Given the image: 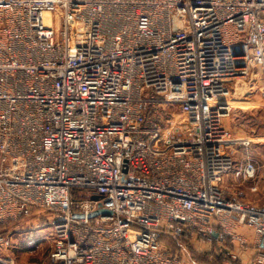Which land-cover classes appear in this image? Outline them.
I'll return each instance as SVG.
<instances>
[{
  "label": "built area",
  "instance_id": "2783aa9c",
  "mask_svg": "<svg viewBox=\"0 0 264 264\" xmlns=\"http://www.w3.org/2000/svg\"><path fill=\"white\" fill-rule=\"evenodd\" d=\"M259 76L264 0H0V224L49 213L42 264H264V204L224 187L257 174L225 118Z\"/></svg>",
  "mask_w": 264,
  "mask_h": 264
},
{
  "label": "rangeland",
  "instance_id": "374dc122",
  "mask_svg": "<svg viewBox=\"0 0 264 264\" xmlns=\"http://www.w3.org/2000/svg\"><path fill=\"white\" fill-rule=\"evenodd\" d=\"M256 79L258 83L249 79L235 81L233 93L228 100L233 104L238 102V106L233 105L230 115L225 118V126L232 131L233 138L253 141L248 150L237 144L236 157L241 162L250 158L256 165L257 174L255 178L243 179L231 173L226 177L224 187L229 198L243 197L264 204V81L261 76ZM49 215L41 211L29 218L0 224V232L14 239L12 246L0 248V264L44 263L53 249L55 237L46 220ZM29 237L35 239V242L28 243ZM165 242L186 260V264H251L249 253L244 262L234 261L218 245L211 246L208 242L169 238H165ZM209 247L212 249L209 250Z\"/></svg>",
  "mask_w": 264,
  "mask_h": 264
},
{
  "label": "water",
  "instance_id": "95a60500",
  "mask_svg": "<svg viewBox=\"0 0 264 264\" xmlns=\"http://www.w3.org/2000/svg\"><path fill=\"white\" fill-rule=\"evenodd\" d=\"M93 199H99V196H93ZM101 213H103V214H111V211H109V210H105V209H100V210H98V211H96V212H94L91 216H97L98 214H101Z\"/></svg>",
  "mask_w": 264,
  "mask_h": 264
},
{
  "label": "crops",
  "instance_id": "0c3cea01",
  "mask_svg": "<svg viewBox=\"0 0 264 264\" xmlns=\"http://www.w3.org/2000/svg\"><path fill=\"white\" fill-rule=\"evenodd\" d=\"M237 104H238V102L235 103V106H234V107H237V106H238ZM240 109H243V110H244V109H246V108H244V107H240ZM242 230L245 231V233H247V234L249 235V238H250V239L253 238V233H252L251 230H249V229H245V228H243ZM249 254H250V253H249ZM249 254H248V255H249ZM250 255H251V254H250ZM250 255H249V256H250Z\"/></svg>",
  "mask_w": 264,
  "mask_h": 264
},
{
  "label": "bare ground",
  "instance_id": "6f19581e",
  "mask_svg": "<svg viewBox=\"0 0 264 264\" xmlns=\"http://www.w3.org/2000/svg\"><path fill=\"white\" fill-rule=\"evenodd\" d=\"M235 103H236V102H235ZM235 103H234V104H235ZM234 104H233V102H231V103H230V105H231L232 109H233V105H234Z\"/></svg>",
  "mask_w": 264,
  "mask_h": 264
}]
</instances>
